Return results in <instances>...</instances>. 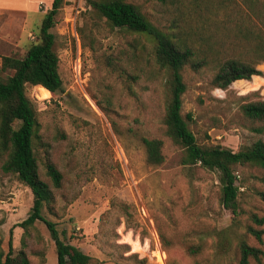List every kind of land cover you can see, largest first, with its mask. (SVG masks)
<instances>
[{"label": "rangeland", "instance_id": "1", "mask_svg": "<svg viewBox=\"0 0 264 264\" xmlns=\"http://www.w3.org/2000/svg\"><path fill=\"white\" fill-rule=\"evenodd\" d=\"M41 1V13L22 28L18 13L0 17V60L22 58L36 40L51 0ZM124 1L159 31L174 26L194 32L189 40L209 44L219 58L237 48L229 44L232 24L219 9L195 12L190 0ZM50 32L62 90L50 96L26 85L24 94L35 110L38 174L52 192L41 214L55 224L60 239L87 255V264H237L240 241L264 252V233L258 245L247 232L248 227L264 231V221L255 226L250 220L251 215L264 219V202L257 196L264 191L263 172L249 165L234 168L238 194L232 220L219 203L217 173L180 164L182 150L164 133L166 73L154 64L151 41L109 27L82 0H62ZM210 68L181 71L180 112L190 117L196 144L236 151L264 142V130H250L264 124L247 121L238 111L246 100L264 99V64L256 66L262 77L233 82L223 91L211 87ZM11 73L0 70V79ZM141 138L161 141L160 165L145 162ZM47 162L61 175L59 188L45 176ZM30 206L29 190L0 170V260L10 246L12 256L22 250L28 264H56L44 225L19 226ZM188 246L198 250L189 255Z\"/></svg>", "mask_w": 264, "mask_h": 264}, {"label": "trees", "instance_id": "2", "mask_svg": "<svg viewBox=\"0 0 264 264\" xmlns=\"http://www.w3.org/2000/svg\"><path fill=\"white\" fill-rule=\"evenodd\" d=\"M98 20L109 27L125 30L131 34L142 35L152 43L154 64L166 73L164 84V113L162 123L164 133L170 141L182 150V166H198L217 173L219 184V203L229 211L232 220L237 215V194L235 186L236 166L249 165L260 169L264 184V142L256 140L250 145L241 146L236 151L220 145L198 146L188 129L190 117L181 115V95L185 91L181 71L188 67L196 72L211 67V87L226 90L233 82L249 81L262 77L256 66L264 64V2L263 0H190L193 11H207L215 8L222 11V18L232 24L230 45L232 55L211 53L209 44L193 43L191 33L168 27L166 32L154 28L140 13L137 6L124 0H82ZM164 2L166 0H157ZM62 0H51L50 8L43 14L36 40L30 43L22 58L2 57L0 70H10L11 75L0 79V170L13 174L31 194V206L21 228L40 222L47 230L54 246L56 264H87L89 257L74 246L60 239L55 224L46 220L41 210L52 202V192L40 179L34 157L32 139L37 122L35 110L24 94L26 85L41 87L50 96L61 92V81L57 73V56L53 50L54 36L50 32L55 24V16ZM225 22V23H226ZM240 115L252 123L264 124V99L246 100L238 106ZM254 133H262L264 127H251ZM145 162L151 166L162 163V143L158 139L141 138ZM45 176L53 188H59L61 175L49 162L44 164ZM257 196L264 202V191ZM255 226L262 225L264 219L250 216ZM247 232L258 245L262 244V229L247 228ZM0 264H28L22 250L12 256L10 246ZM198 247L188 246L187 252L193 255ZM237 264H264V252L257 247L240 241L237 244Z\"/></svg>", "mask_w": 264, "mask_h": 264}, {"label": "crops", "instance_id": "3", "mask_svg": "<svg viewBox=\"0 0 264 264\" xmlns=\"http://www.w3.org/2000/svg\"><path fill=\"white\" fill-rule=\"evenodd\" d=\"M41 4V0H0V17L18 13L21 16L18 21L20 23L19 26L22 28L23 25L25 26V23L32 20V14L35 12L41 13L38 9ZM49 8L50 3H48L45 9L48 10Z\"/></svg>", "mask_w": 264, "mask_h": 264}]
</instances>
